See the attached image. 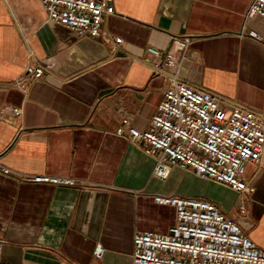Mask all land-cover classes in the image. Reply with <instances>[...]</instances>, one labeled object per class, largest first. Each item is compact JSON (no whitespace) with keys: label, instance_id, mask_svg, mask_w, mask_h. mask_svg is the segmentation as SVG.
Wrapping results in <instances>:
<instances>
[{"label":"crops","instance_id":"0c3cea01","mask_svg":"<svg viewBox=\"0 0 264 264\" xmlns=\"http://www.w3.org/2000/svg\"><path fill=\"white\" fill-rule=\"evenodd\" d=\"M252 1L115 0L116 13L91 37L51 21L40 0H0V161L17 173L77 180L0 172L4 262L132 264L137 231L165 233L176 221L175 206L155 200L159 193L213 201L264 249V155L245 164L254 190L237 192L177 166L160 179L143 142L117 132L127 116L148 129L174 78L224 108L264 116V44L249 36L264 37V18H246ZM172 35L191 40L189 59L155 73L147 49L166 51ZM35 62L45 75L22 88L17 82Z\"/></svg>","mask_w":264,"mask_h":264},{"label":"built area","instance_id":"2783aa9c","mask_svg":"<svg viewBox=\"0 0 264 264\" xmlns=\"http://www.w3.org/2000/svg\"><path fill=\"white\" fill-rule=\"evenodd\" d=\"M51 21L64 25L80 36L99 37L106 15L116 13L115 0H40ZM246 18H264V0H253ZM264 44L260 33L249 34ZM117 43L121 37H114ZM191 40L171 36L166 51L150 46L145 61L155 73L164 66H181L189 59ZM45 64L30 63L19 78L22 88L43 78ZM19 115V109H12ZM120 135L143 142L144 151L155 157L153 175L167 179L173 167L192 170L198 176L223 184L237 192L251 193L245 175L246 163H259L264 155V116L236 104L224 108L215 96L174 78L164 91L158 112L150 126L141 130L124 117L117 129ZM0 172L38 183L75 185L70 176L17 173L0 161ZM159 203L176 208V221L165 233L153 230L134 234L132 264H264L260 248L241 225L228 217L211 200L197 196L159 193ZM245 212V207H242ZM4 240L0 239V264ZM94 254L102 257L104 247Z\"/></svg>","mask_w":264,"mask_h":264}]
</instances>
